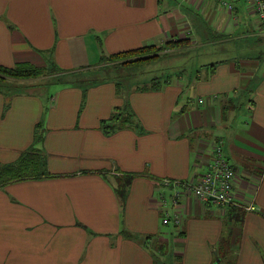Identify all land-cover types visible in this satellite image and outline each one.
<instances>
[{"label":"crops","instance_id":"1","mask_svg":"<svg viewBox=\"0 0 264 264\" xmlns=\"http://www.w3.org/2000/svg\"><path fill=\"white\" fill-rule=\"evenodd\" d=\"M248 1L232 0L229 11L217 0H0L8 66H45L49 57L73 69L189 33L203 42V74L128 96L143 134L102 130L124 102L112 81L62 86L48 112L46 98L0 89V162L29 148L42 122L48 168L63 174L0 187V264H176L175 255L180 264H264V32ZM217 140L238 204L183 194L172 207L168 189L181 223L164 224L158 178L202 175ZM149 235L168 251H152Z\"/></svg>","mask_w":264,"mask_h":264},{"label":"trees","instance_id":"2","mask_svg":"<svg viewBox=\"0 0 264 264\" xmlns=\"http://www.w3.org/2000/svg\"><path fill=\"white\" fill-rule=\"evenodd\" d=\"M187 40L179 39L176 41L171 40L167 42L169 47H179L180 45L186 44ZM158 47V48H157ZM160 49H165L164 46H157L155 44L143 45L137 48L121 50L113 53H102L99 62L96 64L97 67H104L106 69L114 67H140L147 63L156 60L160 57L159 53L154 51H159ZM52 66V67H50ZM75 71L74 69H66L57 65L54 61H49L47 66H37L33 63L22 61L18 62L12 66L4 65L0 63V89L2 91L7 90L6 93H11L9 89V81L18 82L20 80H33L38 79L44 74L51 75H62L65 73H71ZM117 90H120L121 83L115 82ZM163 83H168L161 81L157 78H152L150 82H146L144 86L138 87L137 90H160ZM71 84V83H70ZM75 84V83H74ZM80 84V83H77ZM3 87V88H2ZM18 87V89H17ZM25 85L15 86V93L26 92ZM23 88V89H22ZM86 91V90H85ZM102 130L110 135L113 132L121 129L130 128L135 130L139 134L146 132L142 126L135 110L133 109L131 103L128 100L124 101L123 105L116 106L114 111L111 113L108 119H104L101 122ZM44 127L42 122L37 124L35 129V140L33 144L25 149L15 160L10 162H0V187H3L9 183L32 180V179H45L63 176V174L50 172L48 168V154L44 152L40 147L39 143L43 140ZM141 174V173H137ZM159 187L160 181L163 178H158ZM122 184V183H121ZM119 182V187L117 188L122 199L126 197V189L122 187ZM122 233L126 237H132L133 234L122 230ZM146 241H154V249L160 252V254H165L168 251V245L165 240H160L158 237L153 235L146 236ZM158 254V253H157ZM158 259L159 256L156 255ZM176 264H180L181 258L177 255L174 256ZM158 262V261H157Z\"/></svg>","mask_w":264,"mask_h":264},{"label":"rangeland","instance_id":"3","mask_svg":"<svg viewBox=\"0 0 264 264\" xmlns=\"http://www.w3.org/2000/svg\"><path fill=\"white\" fill-rule=\"evenodd\" d=\"M186 36H188V38L185 39L183 37L184 40L189 41L190 39H192V42H196V36H194L192 33L186 34ZM177 40L175 41L177 42ZM201 45H203L202 41L196 42L194 44L189 43L186 46L180 45L179 47L177 46L174 49L173 47H169L165 43L162 45L165 47V49L154 51L155 53H159L160 57L147 63L144 66L130 68L111 67L106 69L104 67H97L95 63L91 66L73 68L75 71L59 76L56 74L51 76H48V74H44L40 78L35 79V81H25L19 83L11 80L9 81L8 85L9 89H11V93H13L14 89L12 88H14L15 86L26 85L27 87H25V91L27 93H31L34 95L37 94L39 97H42L43 100L44 98H46L47 106L45 105V112L49 111L50 105L53 102V97L58 94L60 88L62 86L74 85V83H80L83 86V89H87L88 87L108 81L120 82V90L117 93L121 95L125 101L128 99V96L131 92L135 90L140 91L137 90L138 87L144 86L145 83L150 82L152 78L160 79L163 82H166L167 80V82L170 81L183 84L190 75H195L198 70H200V72L203 74V47ZM208 49H213L215 51L216 45H209ZM235 49H238V47L235 46ZM214 54L216 55V53ZM51 60L52 59H50L49 57L46 59L47 65ZM165 85H167V83H163L162 88ZM4 91L7 92V90ZM123 104L124 102L122 101L120 105ZM196 105H199L198 100ZM45 126L46 124H44L43 127ZM40 147L44 152H47L45 147ZM149 248L154 251V244L152 241L149 242Z\"/></svg>","mask_w":264,"mask_h":264},{"label":"built area","instance_id":"4","mask_svg":"<svg viewBox=\"0 0 264 264\" xmlns=\"http://www.w3.org/2000/svg\"><path fill=\"white\" fill-rule=\"evenodd\" d=\"M217 1L227 10L233 9L232 0ZM248 2L257 16L259 30L264 32V0H249ZM203 102L204 99L200 98L199 103ZM223 143L222 140L215 142L208 168L202 175L187 180L165 177L160 181L162 187H159V198L164 224L173 222L176 226L180 225L179 212H171V206L177 207L179 198L183 194H192L204 203L213 202L224 209L238 204L234 192L236 173L225 154ZM168 189L173 194L171 195V206L167 205L168 198L164 195ZM249 209L253 210L255 206L251 205Z\"/></svg>","mask_w":264,"mask_h":264}]
</instances>
